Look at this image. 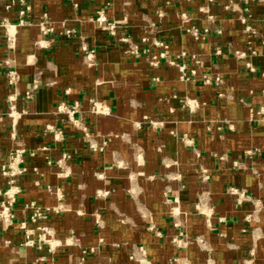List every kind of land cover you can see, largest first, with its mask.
Instances as JSON below:
<instances>
[{
    "label": "crops",
    "instance_id": "0c3cea01",
    "mask_svg": "<svg viewBox=\"0 0 264 264\" xmlns=\"http://www.w3.org/2000/svg\"><path fill=\"white\" fill-rule=\"evenodd\" d=\"M9 1L0 190L17 193L13 223L0 224V264H264V0ZM98 10L115 34L92 20ZM191 27L208 31L196 40ZM153 39L167 43L164 57ZM83 45L95 50L91 65ZM91 97L110 113L92 114ZM62 101L79 103L98 148L57 113ZM29 204L44 217L32 221ZM21 222L48 224L59 243L25 245Z\"/></svg>",
    "mask_w": 264,
    "mask_h": 264
},
{
    "label": "built area",
    "instance_id": "2783aa9c",
    "mask_svg": "<svg viewBox=\"0 0 264 264\" xmlns=\"http://www.w3.org/2000/svg\"><path fill=\"white\" fill-rule=\"evenodd\" d=\"M212 1V0H208ZM23 2V0H21ZM13 3V0H10L7 3V6H10ZM200 11L206 14V17L208 19H211L212 15L208 12L207 6H200L199 7ZM25 12V8H22L19 10V14L23 15ZM161 14V13H160ZM47 16L44 14L43 20L39 22L40 29L42 32H48L52 30V27L47 26ZM94 22L97 23V25L102 28L108 30L111 34H115L116 32V26L117 22L116 21H109L107 19V16L103 10H98L96 12V15L92 18ZM244 21V18H242ZM23 19L20 18L19 24H23ZM208 29L205 28L203 30H200L196 27H191L188 28V32L191 34L193 39H199L202 36L203 32H207ZM245 31H248L249 33H252V30L250 29V26L245 27ZM67 34H69V30H67ZM7 40H8V46L11 47L12 45V32L10 30H7ZM120 40L126 44L127 49L130 52H135L137 51V46L135 43H133L128 37H121ZM142 41H147L148 38L146 35H143L141 37ZM153 43L161 48L160 51V57L165 56L164 49L167 48V43L164 40H159V39H153ZM82 51H83V60L87 65H91L94 61L95 58V50L93 48H89L87 46H82ZM236 55L240 56L243 54V52L236 51ZM157 58L155 56H152L151 59L149 60L150 64H157ZM193 61L196 63L198 62V57L193 56ZM170 64H175L173 60H168ZM180 70L182 71L183 66H179ZM195 72V70H192ZM9 74L10 81L12 79H15L16 74L15 71L13 70H8L7 71ZM183 77V74L182 76ZM205 81H209L208 77L203 76ZM90 102V108L89 111L94 114V115H107L110 113V108L109 106L102 100H99L97 98L91 97L89 99ZM11 112L13 113V107H10ZM79 110V103L78 102H73L72 104H68L66 102H59L56 106V111L57 113H62L65 114L66 117L68 118V121L71 122L74 126L81 128L83 131V134L89 141V146L92 148H98V144L95 142V140L92 138V135L90 132L81 124V121L76 117V113ZM10 112V113H11ZM60 132V131H59ZM3 174H10V176L13 175L12 171H8L6 169L2 170ZM10 182L12 183V179H10ZM17 193V188L16 186L10 185L7 188L0 190V195H1V200H0V224L4 229L8 228L12 223H13V218H14V211H13V204L15 201ZM229 193L236 195L237 200L240 201L241 199L246 197V193L244 190H241L237 187L231 186L229 188ZM31 208H33V212L31 214V220L32 221H37L38 219L44 217V211L41 210L38 207H35L33 204H29ZM21 228L23 229L24 232V241L23 243L28 246H41L43 244H46L49 248L54 247L57 245L59 242L56 239L54 235V230L51 226L48 224H39L35 228L27 226L25 222H21Z\"/></svg>",
    "mask_w": 264,
    "mask_h": 264
}]
</instances>
